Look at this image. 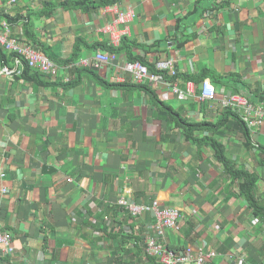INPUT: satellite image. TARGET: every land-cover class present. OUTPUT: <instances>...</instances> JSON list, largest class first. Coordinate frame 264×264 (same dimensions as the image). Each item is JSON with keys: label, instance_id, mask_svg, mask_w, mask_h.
Listing matches in <instances>:
<instances>
[{"label": "crops", "instance_id": "obj_1", "mask_svg": "<svg viewBox=\"0 0 264 264\" xmlns=\"http://www.w3.org/2000/svg\"><path fill=\"white\" fill-rule=\"evenodd\" d=\"M46 1L60 0H0L12 18L0 27L8 22L12 36L66 65L76 49L72 63L93 59L95 46L111 43L103 27L117 10H133L125 37L144 46L133 55L149 67L174 59L173 80L182 89L193 82L195 93L179 99L168 76L156 85L117 81L110 64L96 70L116 86L87 73L79 78L76 65L56 77L1 74L0 222L16 249L0 254V264H158L139 244L154 219L132 216L118 204L122 196L158 199L185 214L165 232L173 248L213 252L209 264H264V215L240 195L210 142L220 140L230 160L258 174L264 201V118L251 129L257 148H247L242 133L225 127L222 104L244 93L264 106V0H117L58 9L35 18L34 39L26 16ZM6 64L14 62L0 54V70ZM204 78L216 85L215 99L200 98ZM123 228L129 239L117 246Z\"/></svg>", "mask_w": 264, "mask_h": 264}, {"label": "built area", "instance_id": "obj_2", "mask_svg": "<svg viewBox=\"0 0 264 264\" xmlns=\"http://www.w3.org/2000/svg\"><path fill=\"white\" fill-rule=\"evenodd\" d=\"M20 0H10V4H17ZM117 5V4H114ZM133 10H117V15L107 25L103 31L111 39L112 46H119L123 37L129 33V22L134 18ZM0 45L14 54L13 66L6 64L1 70L0 75L13 76L22 74L26 64L32 69L51 77H56L64 70L76 65L78 67L98 69L103 65H113L116 70L117 81H126V76L136 84L150 83L156 85L159 81H165L168 76V83L172 92L183 100L188 95L194 94V83L188 82L187 88L182 89L178 83L173 80L178 73L175 61L172 58H157L154 60L156 71H153L149 65L139 61L130 60L127 55L117 52L99 51L93 59H82L78 63L60 65L58 62L48 58L42 51L31 45L25 38L12 36L11 26L4 21L0 27ZM200 98L203 100L215 99L217 87L210 78H204L200 85ZM224 107L241 109L243 112L252 113L256 116L252 118L243 114V119L247 122L250 129L257 127L264 118V106L255 107L252 98L244 93L233 94L226 97L222 102ZM118 204L132 216H144L150 214L154 223L148 227L142 246L148 258L157 260L158 264H209V258L214 255L213 252L197 251L192 247H187L183 251L173 248L166 243L165 232L167 229L175 228L179 222L186 220V216L176 207L161 206L158 199L148 202H132L125 196L118 199ZM13 235L3 230L0 222V254L4 257L11 256L15 252Z\"/></svg>", "mask_w": 264, "mask_h": 264}, {"label": "trees", "instance_id": "obj_3", "mask_svg": "<svg viewBox=\"0 0 264 264\" xmlns=\"http://www.w3.org/2000/svg\"><path fill=\"white\" fill-rule=\"evenodd\" d=\"M117 0H60V1H46L44 2L42 8L35 10V12L31 11L26 16V26H27V33L30 35V37L35 39V35L32 32V22L35 20V18H41L45 15H51L58 9H68L72 7L81 8L82 10H91V9H97L101 7H105L106 5H110L115 3ZM10 19L12 21V18L7 14L3 9H1L0 6V25L1 22L6 19ZM21 18V17H20ZM31 26V28H30ZM137 47H144L142 44L138 43L135 40H130L128 37H123L121 43L119 46H112L111 44H102L101 46H95L97 50L99 51H106V52H117V53H126L130 60H139L145 64H148L144 60V58H136L133 55V48ZM0 54L3 58L5 63L12 62L14 58V54L8 53L5 48L0 45ZM80 55V51L78 49L75 50V53L71 59L64 62L65 64H69L72 62H75ZM150 68L153 71H156L155 65H150ZM75 71L79 74V78H81V74L87 73L90 75H93L97 80H99L101 83H103L106 86H116V84H109L108 82L104 81L102 78L99 77V74L97 73V70L95 68H75ZM25 76H32L36 75V78H40L41 72L38 70L32 69L26 64L24 71L22 73ZM146 87V86H145ZM148 88V87H147ZM151 89V88H150ZM152 91V90H151ZM264 99V96H262ZM232 107H227L225 110V118H224V124L225 127H228L230 129H235L239 133H242L245 138L246 146L247 148H257L252 143V132L249 128L247 122L240 116L238 113L232 112ZM230 117H234L236 119V125L237 128L234 126V122L232 120H229ZM189 138L191 136H188ZM211 146L215 151V154L219 156L220 163L223 164V168L226 173H228L233 181H239V191L240 195L245 198L250 207L253 209L254 213L257 215L263 214L264 215V201L260 200L257 195V183L259 181V176L256 172H253L248 169L245 165H239L237 162L230 160L226 155V147L225 145L220 142V140H217L215 138H211L210 140ZM260 148V147H259ZM261 153L264 155V147L260 149ZM264 163V159L262 160ZM136 218V217H135ZM133 218V219H135ZM135 221V220H134ZM136 222V221H135ZM103 227H106L103 225ZM109 228L107 227V231ZM133 229V228H132ZM134 231V230H133ZM104 232V231H103ZM143 232V231H142ZM106 233V232H104ZM119 236L114 237L113 239L117 242V246L123 245L125 242L128 241L129 237L127 235L129 232L125 235L124 228L119 230ZM116 246V247H117Z\"/></svg>", "mask_w": 264, "mask_h": 264}]
</instances>
